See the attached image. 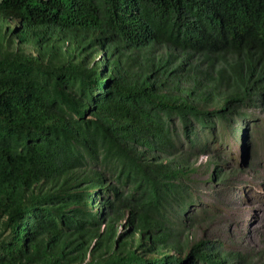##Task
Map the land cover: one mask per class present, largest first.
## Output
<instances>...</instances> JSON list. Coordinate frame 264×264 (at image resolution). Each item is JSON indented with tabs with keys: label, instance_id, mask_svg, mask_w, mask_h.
Wrapping results in <instances>:
<instances>
[{
	"label": "trees",
	"instance_id": "trees-1",
	"mask_svg": "<svg viewBox=\"0 0 264 264\" xmlns=\"http://www.w3.org/2000/svg\"><path fill=\"white\" fill-rule=\"evenodd\" d=\"M258 106L264 0H0V264H252L185 230Z\"/></svg>",
	"mask_w": 264,
	"mask_h": 264
},
{
	"label": "rangeland",
	"instance_id": "rangeland-1",
	"mask_svg": "<svg viewBox=\"0 0 264 264\" xmlns=\"http://www.w3.org/2000/svg\"><path fill=\"white\" fill-rule=\"evenodd\" d=\"M249 112L251 119L236 122V131L219 129L217 142L191 158L198 167L192 178L199 201L190 208L193 220L185 235L190 242L223 244L252 264H264V108ZM216 167L220 172L215 178Z\"/></svg>",
	"mask_w": 264,
	"mask_h": 264
}]
</instances>
